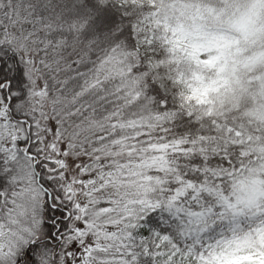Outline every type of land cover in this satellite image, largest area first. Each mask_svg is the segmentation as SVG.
Segmentation results:
<instances>
[{
  "label": "snow or ice",
  "instance_id": "obj_1",
  "mask_svg": "<svg viewBox=\"0 0 264 264\" xmlns=\"http://www.w3.org/2000/svg\"><path fill=\"white\" fill-rule=\"evenodd\" d=\"M0 264H264V0H0Z\"/></svg>",
  "mask_w": 264,
  "mask_h": 264
}]
</instances>
